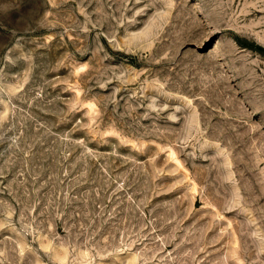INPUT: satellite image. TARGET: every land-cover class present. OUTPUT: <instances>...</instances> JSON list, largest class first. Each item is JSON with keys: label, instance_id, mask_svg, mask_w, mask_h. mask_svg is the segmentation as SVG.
<instances>
[{"label": "rangeland", "instance_id": "374dc122", "mask_svg": "<svg viewBox=\"0 0 264 264\" xmlns=\"http://www.w3.org/2000/svg\"><path fill=\"white\" fill-rule=\"evenodd\" d=\"M0 264H264V0H0Z\"/></svg>", "mask_w": 264, "mask_h": 264}]
</instances>
